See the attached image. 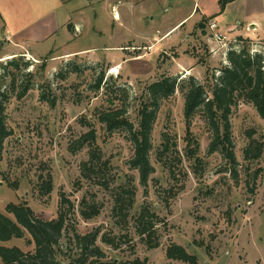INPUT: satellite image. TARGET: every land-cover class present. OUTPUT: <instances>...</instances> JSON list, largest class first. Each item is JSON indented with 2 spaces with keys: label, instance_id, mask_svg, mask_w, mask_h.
Returning a JSON list of instances; mask_svg holds the SVG:
<instances>
[{
  "label": "rangeland",
  "instance_id": "374dc122",
  "mask_svg": "<svg viewBox=\"0 0 264 264\" xmlns=\"http://www.w3.org/2000/svg\"><path fill=\"white\" fill-rule=\"evenodd\" d=\"M41 1L30 0L21 10L32 8L41 13ZM77 2L79 7L71 12L74 14L71 20L76 24L69 20L74 41L41 55L11 47L0 22V81L6 85L14 74L17 76L16 88H10L6 106L13 134L4 141L0 152V212L13 218L6 212V204L25 200L37 215L55 218L60 192L77 206L88 191L103 203L100 214L89 221L76 214L71 224L80 233L99 227L103 233L119 235V249L98 238L97 244L105 253L104 261L119 262L137 256L146 259V264H189L166 257V247L173 242L195 255L197 264H264V153L251 162L244 160L242 154L247 131L254 137L264 135V118L250 104L240 103L232 111L230 122L238 165L230 172L220 153L207 152L210 139L202 119L197 115L186 124L183 97L175 90L158 111L151 134L150 159L154 171L147 185L142 186L137 172L125 164L131 146L124 133L108 132L95 119V109L106 106L105 89L89 88L101 71L108 86L116 90L109 89L112 95L124 96L127 91L124 85H128L132 99L129 97L124 106L130 119L136 121L137 98L146 85L163 75L181 78L192 75L208 87L211 75L217 74V69L226 63L227 48L214 41L210 23H216L230 39L238 35L249 37L252 33L255 36L249 37L246 45L252 52L264 55V0H226L223 5L220 0H75L70 6ZM112 4L118 5L119 17L124 14L129 23L121 27L114 21L116 27L111 28L115 11ZM183 19L184 24L176 28L174 35L155 47L161 41L160 36ZM236 28L243 31L237 32ZM56 40L65 42V36ZM118 43L135 48L126 51L105 48L116 47ZM44 45L35 46L36 51ZM73 48L87 51L60 56L61 51ZM125 59L132 61L126 63ZM68 61L77 65V71L67 72L63 68ZM115 65L118 72L112 73ZM61 68L66 73L55 76ZM25 83H30L27 90ZM41 87L48 96L52 92L53 105L40 99ZM91 126L95 139L81 147L78 139ZM162 131L175 140L182 157L189 136L196 138L199 161L183 157L181 164L172 161V167L158 162L154 152ZM94 148L101 150L102 159L109 160L112 167L107 173L109 180L114 178L121 184L132 179L136 190L131 214L142 203L153 207L159 218L154 236L159 242L157 247L149 248L134 232L132 222L115 224L110 217L109 193L99 189L94 178L81 176L80 165ZM193 165L198 171L196 175ZM39 173L52 175L53 189L48 195H40L35 188ZM10 183H16L17 189L9 187ZM29 237L25 233L21 239L12 238L0 245L18 246L26 251L32 248L26 244ZM67 237L68 233H63L60 240L64 252L68 249Z\"/></svg>",
  "mask_w": 264,
  "mask_h": 264
},
{
  "label": "trees",
  "instance_id": "16d2710c",
  "mask_svg": "<svg viewBox=\"0 0 264 264\" xmlns=\"http://www.w3.org/2000/svg\"><path fill=\"white\" fill-rule=\"evenodd\" d=\"M226 0H220L221 5ZM232 1V0H230ZM67 29L73 32L72 25L67 24ZM251 39L238 35L236 46L230 47L226 52V63L217 69V74L211 75V84L206 87L194 76L179 77L178 75H163L150 84L146 85L143 93L137 98L138 109L136 121L130 119L126 109L125 101L132 96L128 95L129 86L124 85L127 90L124 96L112 95L108 86V79L104 80V71H101L94 79L90 90L98 91L101 87L105 89L106 106L97 107L94 111L95 119L108 132L122 131L124 138L131 146V154L126 159V166L137 172L139 183L147 185L154 171L150 155L153 151L151 134L161 105L179 90L183 97V115L186 124L197 115L204 122L209 135L208 153L218 152L227 160L230 172L238 165L234 142L231 131L230 117L232 111L240 103L250 104L256 113L264 118V55L260 51L252 52L246 45ZM17 66L16 63L11 62ZM67 72L77 71V65L66 62L63 67ZM62 68L55 76H63L66 73ZM17 76L14 74L8 84L0 81V152L4 141L12 136L13 131L7 122L6 106L10 88L15 90ZM30 82V81H29ZM31 83V82H30ZM30 83L24 84V90L30 88ZM50 89V85H47ZM105 86V87H104ZM44 88H40V99L55 103V97L46 95ZM46 90V89H45ZM8 91V92H7ZM19 94V93H18ZM17 94V96H18ZM117 96V97H116ZM87 126H90V124ZM95 130L91 126L88 131L78 139L79 145L91 142L95 139ZM247 143L242 149L243 159L253 161L259 159L264 153V135L254 137L249 131L246 132ZM187 148L183 149V157L189 161H199V142L196 138H188ZM155 159L171 167L172 161L180 163L182 155L177 149L175 140H171L168 133L161 132V141L156 148ZM194 174H198L196 166H192ZM108 159H102L101 150L94 148L88 152L87 160L80 165V174L83 178H94V184L103 192L109 193L112 199L110 217L115 224L132 222L134 232L149 247L159 245L155 240L156 224L159 222L153 207L149 203H142L136 213L131 214L135 203V185L131 178L121 184L115 179L109 180L108 171L111 169ZM256 172L254 173V176ZM36 189L40 195H48L53 189L51 173L37 175ZM12 189L16 183H10ZM59 207L55 218H43L27 204L25 200L17 203L9 202L5 206L6 212L13 218L0 212V242L12 238H23L25 233L29 234L26 239L28 246L32 248L24 251L18 246L7 247L0 245V264H146V259L134 257L119 262L104 261L105 253L97 244L100 240L112 247H121L119 235L103 233L99 227L80 233L75 225L71 224V218L78 214L82 220L89 221L97 217L103 207V203L97 200L96 194L85 192L77 206L63 193H59ZM63 233H68L67 247L64 252L60 245ZM166 257L189 264H197V257L190 254L183 246L169 243L165 250ZM62 258H65L63 263Z\"/></svg>",
  "mask_w": 264,
  "mask_h": 264
},
{
  "label": "crops",
  "instance_id": "0c3cea01",
  "mask_svg": "<svg viewBox=\"0 0 264 264\" xmlns=\"http://www.w3.org/2000/svg\"><path fill=\"white\" fill-rule=\"evenodd\" d=\"M29 1L30 0H0V22L3 26L5 39L11 47L16 50H25L27 52L30 51L35 55H41L42 52L45 53L52 50L55 51V49L59 50L62 45H68L70 42L74 41L73 36H75V34L69 31L66 25L69 23V20L72 25L76 24V22L71 20V16L73 14H71V12L75 11L79 7H77V5L80 4L79 2H77L74 6H70V3L75 0H42L39 3L40 5L43 4V12L41 13L40 11H36L37 9L35 10L32 8H23L24 10H21V8L25 7V5L28 6ZM49 3L51 4V7H49ZM111 6L114 7L115 12H117L116 9L118 8V5L112 4ZM125 9L126 8L123 9L124 13ZM114 21L120 24L121 27L124 26L125 22L129 23L128 17L126 18L124 14L123 17H119V14L118 17L113 16V22L111 24L112 29L116 27ZM183 21L184 19L180 20L178 23L172 24L171 30H166L167 32L165 31V34L160 36L161 41L155 43V47L164 43L166 38L169 39L172 37L175 30H177L176 28L184 24L182 23ZM235 27L236 26L234 25V28ZM240 30L243 31V29L238 30V28H236L237 32ZM251 34L249 33L247 36H255ZM60 35L65 36V42H57L56 39L59 38ZM39 44L46 45L36 51L35 46ZM115 46L116 47L105 48L125 51L129 50L128 48L130 47L135 48L134 45H123L120 43L115 44ZM86 51L87 49L85 48L66 49L61 51L62 53L60 56L78 55L82 52L85 53ZM134 60H137V58H134ZM124 61L129 63L132 60L125 59ZM29 249L30 248H27V250Z\"/></svg>",
  "mask_w": 264,
  "mask_h": 264
},
{
  "label": "built area",
  "instance_id": "2783aa9c",
  "mask_svg": "<svg viewBox=\"0 0 264 264\" xmlns=\"http://www.w3.org/2000/svg\"><path fill=\"white\" fill-rule=\"evenodd\" d=\"M210 29L213 32V38L214 41H216L221 47H227L225 51V56L226 52L230 47H235L236 46V38L230 39L226 34L221 32L218 29V25L216 23H210Z\"/></svg>",
  "mask_w": 264,
  "mask_h": 264
},
{
  "label": "bare ground",
  "instance_id": "6f19581e",
  "mask_svg": "<svg viewBox=\"0 0 264 264\" xmlns=\"http://www.w3.org/2000/svg\"><path fill=\"white\" fill-rule=\"evenodd\" d=\"M113 16H114V17H118V13L114 11V12H113ZM110 71H111L112 73H115V72L117 73V72H118V66L115 65L114 67H112V69H111Z\"/></svg>",
  "mask_w": 264,
  "mask_h": 264
}]
</instances>
